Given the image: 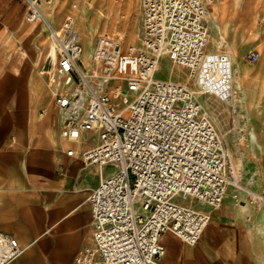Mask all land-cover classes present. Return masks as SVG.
I'll list each match as a JSON object with an SVG mask.
<instances>
[{
    "label": "built area",
    "instance_id": "1",
    "mask_svg": "<svg viewBox=\"0 0 264 264\" xmlns=\"http://www.w3.org/2000/svg\"><path fill=\"white\" fill-rule=\"evenodd\" d=\"M48 1L27 0V17H45L41 6ZM210 4L141 0L140 43L126 45L119 35L102 33L91 66L83 61L75 17L65 16L59 29L50 25L42 71L61 79V134L77 140L83 131H97L98 143L84 149L82 159L99 167L119 164L90 193L95 242L78 252V264H167L163 233L171 230L195 244L210 221L209 212L175 197L218 208L229 186L244 187L224 134L200 99L234 97L229 53L208 48ZM165 55L189 70L198 89L155 77ZM248 57L256 61L259 53L252 50ZM137 201L146 212L135 208ZM20 252L16 238L0 235V262Z\"/></svg>",
    "mask_w": 264,
    "mask_h": 264
},
{
    "label": "crops",
    "instance_id": "2",
    "mask_svg": "<svg viewBox=\"0 0 264 264\" xmlns=\"http://www.w3.org/2000/svg\"><path fill=\"white\" fill-rule=\"evenodd\" d=\"M49 2L41 6L49 13L48 23L27 18V0H0V235L16 238L21 247L0 264H78V252L95 242L90 193L101 175L116 172L105 173L107 164L88 165L81 157L98 143L97 131H83L77 140L61 134L56 94L63 86L42 71V59L50 25L60 27L67 8L57 11L56 6L51 18ZM215 2L217 35L214 22L230 26L240 12L223 13L224 0ZM260 14L259 58L232 62L234 97L226 100H234L237 91L242 96L234 112H239V143L252 158L249 169L238 167L225 141L244 187L229 186L218 208L192 204L209 212L210 221L195 244L165 231L167 264H264V9ZM208 48L213 50L209 43ZM70 148L73 155L67 153Z\"/></svg>",
    "mask_w": 264,
    "mask_h": 264
},
{
    "label": "rangeland",
    "instance_id": "3",
    "mask_svg": "<svg viewBox=\"0 0 264 264\" xmlns=\"http://www.w3.org/2000/svg\"><path fill=\"white\" fill-rule=\"evenodd\" d=\"M49 3L51 6L48 11H51V18L56 14V6L57 11L62 7L67 8L66 12L60 18L59 26L65 16L73 15L75 17V22L80 31L81 41L85 49L83 61L86 66L92 65L91 53L94 49L97 37L102 33L119 35L126 45H138L140 43L139 37L142 20L140 0H50ZM211 3L212 6L207 15V23L210 30L209 46L211 49L228 52L229 55H231L232 60L233 56L236 55L238 60L242 59L243 61L246 60L249 63H254V61L249 59L248 54L253 49H256L259 52L260 40L258 26L261 23L259 19L261 15L260 13L264 9V0H224L222 4L223 13L227 12L230 15H232L233 12L240 13H236L230 26H226L225 24L222 25L220 21L216 22L217 25H214L216 27L215 32L217 35L213 31V22L211 18L213 14L212 10L216 7V2L215 0H212ZM246 12L254 14L256 19L252 17L250 13ZM47 16L49 17V14H47ZM213 16L215 17L214 14ZM43 19H46L49 23L46 15ZM114 21L123 22L124 25L118 23L116 29L113 30L112 23ZM130 25H132V27ZM130 28L132 29V34ZM56 29H59V27ZM85 31L88 33L87 35ZM247 44L249 47L248 51ZM155 77L159 79L184 81L194 89H198L195 78L189 76V70L173 64L167 55L161 58L160 68L155 73ZM56 79L58 81L61 80L58 76ZM200 99L220 130L223 132L225 140L231 146L238 167L241 170L249 169L252 158L250 152L239 143V138L241 137V130L238 125L239 112H234V107L238 104V100L242 99V96L237 91L235 98L232 101L220 100L209 95H201ZM117 106L119 108L123 106L120 100L117 101ZM118 169V163H108L105 167V173H113ZM175 200L183 204H196L191 197L186 198L181 194L176 196ZM135 208L138 211L146 212L140 201L135 203Z\"/></svg>",
    "mask_w": 264,
    "mask_h": 264
},
{
    "label": "bare ground",
    "instance_id": "4",
    "mask_svg": "<svg viewBox=\"0 0 264 264\" xmlns=\"http://www.w3.org/2000/svg\"><path fill=\"white\" fill-rule=\"evenodd\" d=\"M212 1V0H211ZM46 14V17L49 19V17L47 16V14H49V13H45ZM207 15H208V13H207ZM207 17V16H206ZM212 17H213V14H212ZM211 17V18H212ZM28 18V17H27ZM40 18H44V17H40ZM29 19V18H28ZM30 20V19H29ZM31 21H33V20H31ZM118 23H121L122 25H124V23L123 22H119V21H114L113 23H112V29L113 30H115L116 29V27H117V25H118ZM214 24L215 25H217V23L216 22H214ZM49 25V24H48ZM131 27H132V25H130ZM130 30H131V34H132V29L130 28ZM85 33H86V31H85ZM88 33H86V35H87ZM81 37V36H80ZM52 43V48L55 46V43H54V41H52L51 42ZM219 45H220V43H219ZM218 46V45H217ZM234 61V64H238V58L236 57V55H234L233 56V60H232V62ZM241 62V61H240ZM241 66V65H240ZM160 68V67H159ZM236 75V74H235Z\"/></svg>",
    "mask_w": 264,
    "mask_h": 264
}]
</instances>
